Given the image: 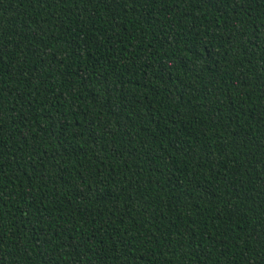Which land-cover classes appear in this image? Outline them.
<instances>
[{"label":"trees","instance_id":"trees-1","mask_svg":"<svg viewBox=\"0 0 264 264\" xmlns=\"http://www.w3.org/2000/svg\"><path fill=\"white\" fill-rule=\"evenodd\" d=\"M0 264H264V0H0Z\"/></svg>","mask_w":264,"mask_h":264}]
</instances>
